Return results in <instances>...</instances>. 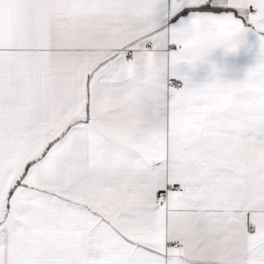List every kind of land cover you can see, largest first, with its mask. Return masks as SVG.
<instances>
[{
    "label": "snow or ice",
    "instance_id": "6c2138e0",
    "mask_svg": "<svg viewBox=\"0 0 264 264\" xmlns=\"http://www.w3.org/2000/svg\"><path fill=\"white\" fill-rule=\"evenodd\" d=\"M0 264H264V0H0Z\"/></svg>",
    "mask_w": 264,
    "mask_h": 264
}]
</instances>
